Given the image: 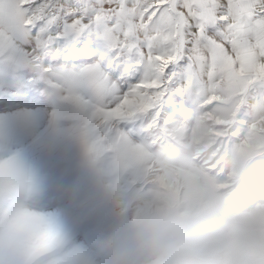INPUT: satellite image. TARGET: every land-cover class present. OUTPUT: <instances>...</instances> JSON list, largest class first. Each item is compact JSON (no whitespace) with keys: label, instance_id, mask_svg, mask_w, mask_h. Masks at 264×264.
<instances>
[{"label":"rangeland","instance_id":"rangeland-1","mask_svg":"<svg viewBox=\"0 0 264 264\" xmlns=\"http://www.w3.org/2000/svg\"><path fill=\"white\" fill-rule=\"evenodd\" d=\"M58 63L86 66L71 49ZM32 72L18 108L0 103V264H111L149 236L182 247L201 221L236 243L235 264H264V114L253 117L264 93L254 100L250 85L231 103L189 81L137 144L117 137L93 152L96 126L78 102L90 91L54 98Z\"/></svg>","mask_w":264,"mask_h":264},{"label":"snow or ice","instance_id":"snow-or-ice-1","mask_svg":"<svg viewBox=\"0 0 264 264\" xmlns=\"http://www.w3.org/2000/svg\"><path fill=\"white\" fill-rule=\"evenodd\" d=\"M69 49L85 67L62 68ZM0 58L36 65L33 78L62 99L89 90L78 102L93 116L94 152L136 139L156 107H176L183 85L229 65L264 87V0H0Z\"/></svg>","mask_w":264,"mask_h":264},{"label":"clouds","instance_id":"clouds-1","mask_svg":"<svg viewBox=\"0 0 264 264\" xmlns=\"http://www.w3.org/2000/svg\"><path fill=\"white\" fill-rule=\"evenodd\" d=\"M238 251L234 241L222 240L216 227L201 221L188 233L182 247L149 236L138 252L116 257L111 264H235ZM5 254L10 256V250Z\"/></svg>","mask_w":264,"mask_h":264},{"label":"crops","instance_id":"crops-1","mask_svg":"<svg viewBox=\"0 0 264 264\" xmlns=\"http://www.w3.org/2000/svg\"><path fill=\"white\" fill-rule=\"evenodd\" d=\"M83 67H85V65L81 66L80 68ZM34 69L35 65L20 68L17 67L15 64L9 63L0 58V103L5 105L4 107H2L3 109H8L7 107L9 106L7 105V102L9 101L15 103L10 106V108L14 109L18 108L22 104L20 102V98H17L19 97V90L26 85V81H30L31 77L26 72L33 71ZM242 69L243 66H241V69H233L231 65H229L227 67V70L222 75H216L215 77L211 75H206L203 78L198 77L196 78V83L199 84V87H203V90L207 92L206 96H209V98L211 96L212 91H216V89H218L222 91L223 96L225 97V101L235 103L239 101L241 97H243L242 94H245L247 92L246 89H248L250 85L252 87V80L243 77ZM75 70L77 69H74L73 67L69 68V71ZM255 78L256 77H253L252 79ZM210 86L214 87V90L212 89V91H209L208 89ZM243 87L246 88L243 89ZM253 88H255L258 93L256 98L254 99L257 100L260 94L264 93V87L256 86ZM10 92L11 94H9ZM49 92L54 98H57L58 95L60 96L56 88L49 86ZM75 94H79L81 97H84V94H88V89L85 87H76ZM84 107L85 106L81 105V110H84ZM263 112L264 104L260 100H257L256 105L253 109V117L262 116L264 114ZM35 179L37 178L34 177L32 182H35ZM36 182H38V180H36ZM3 189L4 187L2 186L0 188V191H2ZM168 228L169 225L166 229ZM2 245L3 244H1L0 242V255H2ZM4 246H6V244Z\"/></svg>","mask_w":264,"mask_h":264},{"label":"bare ground","instance_id":"bare-ground-1","mask_svg":"<svg viewBox=\"0 0 264 264\" xmlns=\"http://www.w3.org/2000/svg\"><path fill=\"white\" fill-rule=\"evenodd\" d=\"M206 119H208V117H206ZM132 142H134V140L132 141ZM135 144H137L136 143V141L134 142ZM140 146H141V144H140ZM151 166V165H150ZM155 167V166H154ZM147 169H148V166H147ZM154 171V170H153ZM162 181H164V180H162Z\"/></svg>","mask_w":264,"mask_h":264},{"label":"trees","instance_id":"trees-1","mask_svg":"<svg viewBox=\"0 0 264 264\" xmlns=\"http://www.w3.org/2000/svg\"><path fill=\"white\" fill-rule=\"evenodd\" d=\"M125 244V243H124Z\"/></svg>","mask_w":264,"mask_h":264}]
</instances>
